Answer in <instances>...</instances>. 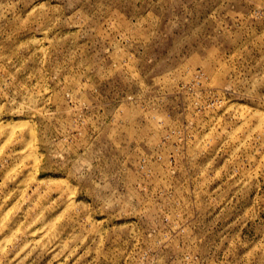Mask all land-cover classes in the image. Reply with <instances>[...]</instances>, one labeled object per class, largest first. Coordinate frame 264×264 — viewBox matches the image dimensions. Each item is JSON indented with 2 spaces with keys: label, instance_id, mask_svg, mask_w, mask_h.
<instances>
[{
  "label": "rangeland",
  "instance_id": "1",
  "mask_svg": "<svg viewBox=\"0 0 264 264\" xmlns=\"http://www.w3.org/2000/svg\"><path fill=\"white\" fill-rule=\"evenodd\" d=\"M0 264H264V0H0Z\"/></svg>",
  "mask_w": 264,
  "mask_h": 264
}]
</instances>
